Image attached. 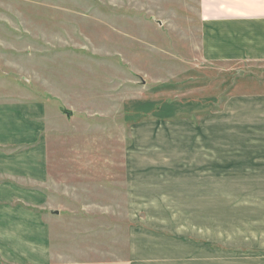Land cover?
I'll return each instance as SVG.
<instances>
[{
    "label": "rangeland",
    "instance_id": "374dc122",
    "mask_svg": "<svg viewBox=\"0 0 264 264\" xmlns=\"http://www.w3.org/2000/svg\"><path fill=\"white\" fill-rule=\"evenodd\" d=\"M201 12L199 0H0L1 97L56 109L47 136L60 217L53 236L67 261L123 264L135 242L151 264H187L184 241L200 238L204 218L191 194L202 192L211 196V246L225 252L223 264L264 251V200L241 199L264 193V184H250L233 158L218 168L215 152L208 186L192 185L185 132H132L149 116L183 121L201 100L212 114L235 96L264 92V25L235 34L256 57L206 62L203 36L216 37L204 32ZM147 165L160 166L161 199H130L126 178H143Z\"/></svg>",
    "mask_w": 264,
    "mask_h": 264
},
{
    "label": "crops",
    "instance_id": "0c3cea01",
    "mask_svg": "<svg viewBox=\"0 0 264 264\" xmlns=\"http://www.w3.org/2000/svg\"><path fill=\"white\" fill-rule=\"evenodd\" d=\"M199 2L202 10L200 22L207 26L204 32L216 37L211 40L205 34L203 36V59L206 62L242 61L257 56L254 52L249 53L251 47L245 44L248 39L237 38L235 34L244 35L243 32L248 30L245 26L264 25V0ZM225 38H230V44H225ZM201 102V106L191 110L190 116L183 121L166 122L149 116L136 124L132 132L138 136L144 132L145 139L162 132H185L186 170L190 176L188 182L192 185L208 186L210 155L215 156V152L219 154L218 162H222L218 168H226V161L231 162L229 158H233L235 168L248 171L245 174L249 175L250 184L263 185L264 92L235 96L212 114L204 108V101ZM54 114L56 109L51 101L0 95V264H95L67 261L65 247L55 249L53 226L60 217L51 200L47 142ZM159 167L147 165L145 170L149 171L143 178H139V174L126 178L128 197L129 190L135 195L130 199L147 196V200L161 199L160 189L156 188L162 178ZM154 170L158 172L152 173ZM127 174H130L129 170ZM191 195L192 200L201 201V215L205 220L202 219L200 238L184 241L186 263L194 264L199 259L200 264H211V259H215L216 264H223L225 252L220 246L214 249L211 246L208 215L211 196L209 192ZM241 199L264 200V193H249L248 197ZM247 243L251 248H257L254 242ZM131 247L132 255L123 264L152 263L154 256L145 254L138 243L133 242ZM238 259L240 264H264V251H252Z\"/></svg>",
    "mask_w": 264,
    "mask_h": 264
},
{
    "label": "water",
    "instance_id": "95a60500",
    "mask_svg": "<svg viewBox=\"0 0 264 264\" xmlns=\"http://www.w3.org/2000/svg\"><path fill=\"white\" fill-rule=\"evenodd\" d=\"M64 113L68 116L71 117L73 114L70 111H64Z\"/></svg>",
    "mask_w": 264,
    "mask_h": 264
}]
</instances>
